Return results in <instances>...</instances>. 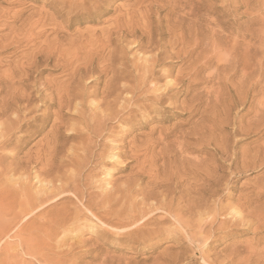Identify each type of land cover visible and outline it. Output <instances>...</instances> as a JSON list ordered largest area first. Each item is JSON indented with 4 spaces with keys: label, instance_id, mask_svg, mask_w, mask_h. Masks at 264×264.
I'll use <instances>...</instances> for the list:
<instances>
[{
    "label": "rangeland",
    "instance_id": "374dc122",
    "mask_svg": "<svg viewBox=\"0 0 264 264\" xmlns=\"http://www.w3.org/2000/svg\"><path fill=\"white\" fill-rule=\"evenodd\" d=\"M0 128V264H264V0H0Z\"/></svg>",
    "mask_w": 264,
    "mask_h": 264
},
{
    "label": "bare ground",
    "instance_id": "6f19581e",
    "mask_svg": "<svg viewBox=\"0 0 264 264\" xmlns=\"http://www.w3.org/2000/svg\"><path fill=\"white\" fill-rule=\"evenodd\" d=\"M69 8V7H68ZM117 21V20H116ZM119 27V26H118ZM104 29H106V27L104 28ZM139 29V28H138ZM125 36V35H124ZM105 41V40H104ZM116 41V40H115ZM137 41V40H136ZM202 42V41H201ZM174 45V44H173ZM217 45V44H216ZM101 46V45H100ZM142 46V45H141ZM184 46V45H183ZM20 48V47H19ZM51 50V49H50ZM99 52V51H98ZM50 53V52H49ZM89 53V52H88ZM30 54V53H29ZM137 55V54H136ZM155 56V55H154ZM120 57H121V55H120ZM46 58V57H45ZM68 58V57H67ZM132 58H134V57H132ZM138 59V58H137ZM136 60V59H135ZM157 60V59H156ZM107 62V61H106ZM206 62V61H205ZM58 63V62H57ZM29 64V63H28ZM9 65V64H8ZM113 65V64H112ZM39 67V66H38ZM117 67V66H116ZM68 68H70V67H68ZM111 70V69H110ZM5 71V70H4ZM118 73V72H117ZM25 74V73H24ZM130 74V73H129ZM118 75V74H117ZM146 75V74H145ZM22 76H23V73H22ZM70 76V75H69ZM115 76V75H114ZM145 77H147V76H145ZM232 77V76H231ZM73 78V77H72ZM75 78V77H74ZM117 78H118V76H117ZM168 78V77H167ZM7 79V78H6ZM29 79V78H28ZM94 79V78H93ZM73 80V79H72ZM110 80H111V78H110ZM163 80V79H162ZM257 80V79H256ZM112 82V81H111ZM151 82V81H150ZM156 82V81H155ZM260 82H262V81H260ZM157 83V82H156ZM71 84V83H70ZM127 84V83H126ZM11 85H13V84H11ZM32 85V84H31ZM68 85V84H67ZM67 85H64V86H66L65 87V90H66V88H68L67 87ZM72 85V84H71ZM106 85H108V84H106ZM124 85V84H123ZM144 85V84H143ZM95 86V85H94ZM126 86V85H125ZM134 86V85H133ZM5 87V86H4ZM73 87V86H72ZM81 87V86H80ZM117 87V86H116ZM120 87V86H119ZM71 88V87H70ZM108 88V87H107ZM106 89V88H105ZM154 89L156 90V87H154ZM104 90V89H103ZM115 90H117V88L115 89ZM138 90V89H137ZM25 91V90H24ZM23 91V92H24ZM64 91V90H63ZM69 91V88H68V90L66 91V92H68ZM70 91H73V90H70ZM113 91V90H112ZM111 91V92H112ZM141 91V90H140ZM115 92V91H114ZM161 92V91H160ZM159 92V93H160ZM74 93V92H73ZM80 93H81V91H80ZM117 93V92H116ZM129 93V92H128ZM23 94H25V93H22V95ZM65 94H68V93H65ZM64 94V95H65ZM71 95H72V92L70 93ZM83 94V93H82ZM93 94V93H92ZM155 94V93H154ZM158 94V93H157ZM166 94V93H165ZM70 95V96H71ZM76 95V94H75ZM77 95H78V92H77ZM77 95L76 96H74V97H76L77 98ZM125 95V94H124ZM159 95V94H158ZM29 96V95H28ZM60 97H61V99L62 100H65L64 98H63V95L61 96V95H59ZM68 96V95H67ZM70 96H68L69 98H70ZM79 96H81L80 94H79ZM83 96V95H82ZM118 96V95H117ZM30 97V96H29ZM29 97H26V99H28V102H27V107L29 106V105H31V103L30 102H32L30 99H32V98H29ZM74 97H72V99L74 98ZM119 97H120V94H119ZM158 97V96H157ZM118 98V97H117ZM36 99V98H35ZM72 99H71V101H72ZM75 99V98H74ZM159 99V98H158ZM19 101L20 100H23V99H18ZM33 100V99H32ZM67 100V99H66ZM69 100V99H68ZM68 100H67V102H68ZM125 100V99H124ZM110 101V100H109ZM115 101V100H114ZM119 101V100H118ZM121 101V100H120ZM158 101V100H157ZM245 101V100H244ZM59 102V105H60V107H62L63 106V101L61 102V100H59L58 101ZM95 102V101H94ZM116 102V101H115ZM99 103H100V101H99ZM117 103V102H116ZM18 104V103H17ZM68 104V103H67ZM110 104V103H109ZM115 104V103H114ZM130 105V104H129ZM168 105V104H167ZM68 106V105H67ZM7 107H9V106H7L6 105V108ZM17 107H19V105H17ZM111 108V107H110ZM117 108V107H116ZM162 108V107H161ZM14 109V108H13ZM17 109V108H16ZM94 109V108H93ZM112 109V108H111ZM145 109V108H144ZM17 110H19V109H17ZM16 110V111H17ZM110 110V109H109ZM35 111V110H34ZM104 111V110H103ZM126 111V110H125ZM124 111V112H125ZM24 112V111H23ZM99 112V111H98ZM122 112V111H121ZM106 113V112H105ZM123 113V112H122ZM100 114V113H99ZM20 115V114H19ZM27 115V114H26ZM39 115V114H38ZM111 115V114H110ZM128 115V114H127ZM111 117V116H110ZM98 118V117H97ZM102 118V117H101ZM106 118V117H105ZM89 119H91V118H89ZM103 119V118H102ZM122 119V118H121ZM16 120H19V118L18 119H16ZM81 120V119H80ZM92 120V119H91ZM96 120V119H95ZM109 120V119H108ZM111 120V119H110ZM101 121V120H100ZM119 121V120H118ZM9 122V121H8ZM33 123V122H32ZM107 123V122H106ZM58 124V126H59V123H57ZM85 124V123H84ZM102 124V123H101ZM6 125V124H5ZM1 126H2V124H1ZM27 126H29V125H27ZM55 126H57L56 124H55ZM63 126V125H62ZM3 127V126H2ZM1 127V128H2ZM9 127V126H8ZM24 127V124L22 125V124H20L19 125V127L18 128H23ZM92 127V126H91ZM0 128V129H1ZM17 128V129H18ZM100 128H102V127H100ZM9 129V128H8ZM74 129V128H73ZM1 131V130H0ZM86 131V130H85ZM98 131V130H97ZM2 132V131H1ZM0 132V133H1ZM96 132V131H95ZM3 134V133H2ZM81 134V133H80ZM89 134V133H88ZM87 134V135H88ZM86 135V134H85ZM108 135V134H107ZM89 136V135H88ZM56 139V138H55ZM14 140V139H13ZM86 140V139H85ZM5 142V141H4ZM3 142V143H4ZM9 142V141H8ZM8 142H6V143H8ZM6 143H4L3 145H5ZM8 145V144H7ZM143 150V149H142ZM95 151H96V149H95ZM51 153V152H50ZM49 154V153H48ZM52 155V154H51ZM106 155V154H105ZM157 155V154H156ZM49 156H50V154H49ZM155 156V155H154ZM111 157V156H110ZM48 159V158H47ZM50 159H51V157H50ZM104 160V159H103ZM51 161V160H50ZM53 161V160H52ZM43 185V184H42ZM162 185V184H161ZM102 186V185H101ZM106 186V185H105ZM63 187V186H62ZM103 188V187H102ZM106 189V188H105ZM115 190V189H114ZM85 191V190H84ZM50 192V191H49ZM52 192V191H51ZM54 192H57V191H54ZM59 192V191H58ZM94 192V191H93ZM105 192V191H104ZM29 193V194H28ZM27 194H23V195H25V201L23 202L24 204L22 205V207H21V209H20V217L23 219V218H27L25 221H29L33 216H34V214H35V211L37 212L38 210V208H40L41 206H42V204L44 203H39L38 202V204H37V201L35 200V199H38V197H36V195H38V194H36V195H34V197H36V198H34L32 195H31V193L30 192H28ZM14 194V193H13ZM51 194V193H50ZM5 195V194H4ZM3 194L1 195V196H4ZM10 195H11V197H10ZM10 195H7L6 194V197H5V200H10L11 202H14V199H13V197H12V194H10ZM52 195V194H51ZM101 195V194H100ZM105 195H106V193H105ZM0 196V197H1ZM15 197V196H14ZM106 197V196H105ZM1 198H4V197H1ZM44 198V197H43ZM107 198V197H106ZM98 199V198H97ZM102 199V198H101ZM34 200L36 201V203L34 202ZM40 200V199H39ZM55 200V199H54ZM0 201H2L1 199H0ZM53 201V200H52ZM85 201V200H84ZM88 201V200H87ZM5 205V204H4ZM8 206V205H7ZM81 206V205H80ZM86 207V206H85ZM84 207V208H85ZM122 207V206H121ZM127 207V206H126ZM49 208H51V207H49ZM93 208V207H92ZM41 209V208H40ZM4 211V210H3ZM41 211V210H40ZM92 211V210H91ZM119 211V210H118ZM80 212V211H79ZM90 214H93V213H90ZM166 214H168V213H166ZM127 215V214H126ZM139 215V214H138ZM135 216V215H134ZM17 217V216H16ZM76 217V216H75ZM125 219V218H124ZM123 219V220H124ZM75 221V220H74ZM73 221V222H74ZM118 221V220H117ZM142 222V221H141ZM27 223V222H26ZM75 223H77V222H75ZM139 224H140V222H139ZM122 226V225H121ZM18 227V226H17ZM133 227V226H132ZM130 229H132V228H130ZM1 234V233H0ZM8 236V235H7ZM2 237V236H1ZM32 238V237H31ZM2 238H0V240H1ZM60 242V241H59ZM20 246V245H19ZM48 247V246H47ZM70 249V248H69ZM17 262V261H16Z\"/></svg>",
    "mask_w": 264,
    "mask_h": 264
}]
</instances>
